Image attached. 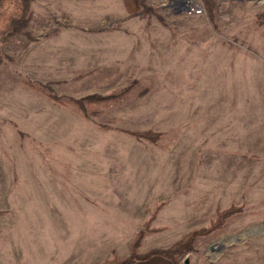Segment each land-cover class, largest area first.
<instances>
[{
    "label": "rangeland",
    "instance_id": "374dc122",
    "mask_svg": "<svg viewBox=\"0 0 264 264\" xmlns=\"http://www.w3.org/2000/svg\"><path fill=\"white\" fill-rule=\"evenodd\" d=\"M30 1L8 37L21 1L0 0V264L123 258L159 204L149 227L162 230L145 231L139 253L237 205L181 264H264V0H216L215 24L180 0H148L161 19L117 15L109 0ZM131 78L154 92L107 104L118 121L105 128L28 85L110 96ZM147 129L162 138L126 133Z\"/></svg>",
    "mask_w": 264,
    "mask_h": 264
},
{
    "label": "trees",
    "instance_id": "16d2710c",
    "mask_svg": "<svg viewBox=\"0 0 264 264\" xmlns=\"http://www.w3.org/2000/svg\"><path fill=\"white\" fill-rule=\"evenodd\" d=\"M21 7L20 13L21 16L19 19L15 20L9 30L6 32L7 36H14L22 32L23 27L26 24V14L29 10L30 0H20ZM142 13H152V8L148 5L147 0H137ZM205 14L212 22L215 24V15H216V0H202ZM264 16V13L259 14ZM259 17V16H258ZM158 19H161L160 15ZM264 25V20L261 22ZM5 33V34H6ZM98 68L86 69L79 72L78 76L87 77L91 74H94ZM28 85L32 88L37 89L39 92L43 93L47 98L52 102L62 106L69 107L70 105L76 109L80 115L85 118H98V124L102 127H108L109 123H115L118 119L103 117L105 114V106L110 103L122 101V99H127L130 103H133L135 100L154 92L155 89H151L148 86H142L139 79L131 78L128 81V84L122 91L116 95H102L100 93L92 92L78 98L72 97H61L58 96L52 87L48 84L30 82L28 80ZM127 97V98H126ZM108 123V124H107ZM127 134L133 136L139 140H146L151 143H157L163 136V132H156L152 129H147L145 131H126ZM159 205H156L153 209V213L150 218L143 223L141 229L135 235L130 246V252L123 258L114 257L112 259L105 260L102 264H135L138 262H145L151 259L152 257H160L164 260H167L171 264H181L184 256L190 252L194 251V246L198 238L207 237L217 231L223 229L227 221L234 215L241 213L243 210L242 206L230 205L227 208L217 210L214 218L209 222V225L191 230L184 234L180 239L172 243L171 245L164 248H152L146 253H139L138 247L143 239L145 231L158 232L162 230L159 227H149V223L153 221Z\"/></svg>",
    "mask_w": 264,
    "mask_h": 264
},
{
    "label": "crops",
    "instance_id": "0c3cea01",
    "mask_svg": "<svg viewBox=\"0 0 264 264\" xmlns=\"http://www.w3.org/2000/svg\"><path fill=\"white\" fill-rule=\"evenodd\" d=\"M109 3H111L112 4V10L114 9V12L115 13H117V15L120 13L121 14V16H123L122 14L123 13H126V14H131V13H138L140 16L141 15H144V13H142L141 11H140V7H139V5H138V2H137V0H115V2H114V0H109ZM147 3H148V5L152 8V5L150 4V2H148V0H147ZM119 8V10H121L120 12L119 11H116L117 9ZM183 10V9H182ZM185 13H187L185 10H183ZM111 12V11H110ZM152 14H155L156 16L155 17H157L158 18V16H159V14L157 15L156 13H154V12H152ZM187 14H189V13H187ZM190 15V14H189ZM193 15H196V14H193ZM127 16V15H126ZM110 17H113V15H110ZM144 30V33H145V35L148 37V34H149V32H146L145 30L146 29H143ZM151 33V35H153L154 34V32H150ZM150 35V34H149ZM146 37V40H148V38ZM254 168V166L252 165V161L249 159V172H250V178H251V180L253 179V175H252V172H253V169ZM249 180V179H248ZM249 183V196H252L253 194H256L257 192H256V189H254V186L252 185V184H254V182H248ZM229 207V206H228ZM227 208V207H226ZM222 209H224V208H222ZM219 210H221V209H219ZM160 259H162V258H160ZM164 262H162V263H166V264H171L170 262H168L167 260H164V259H162Z\"/></svg>",
    "mask_w": 264,
    "mask_h": 264
},
{
    "label": "built area",
    "instance_id": "2783aa9c",
    "mask_svg": "<svg viewBox=\"0 0 264 264\" xmlns=\"http://www.w3.org/2000/svg\"><path fill=\"white\" fill-rule=\"evenodd\" d=\"M176 7H181L189 14L200 15L204 11L202 0H180L175 3Z\"/></svg>",
    "mask_w": 264,
    "mask_h": 264
}]
</instances>
